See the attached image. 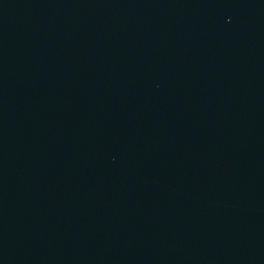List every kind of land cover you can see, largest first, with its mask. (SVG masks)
Segmentation results:
<instances>
[{
  "label": "water",
  "instance_id": "water-1",
  "mask_svg": "<svg viewBox=\"0 0 264 264\" xmlns=\"http://www.w3.org/2000/svg\"><path fill=\"white\" fill-rule=\"evenodd\" d=\"M0 264H264V0H0Z\"/></svg>",
  "mask_w": 264,
  "mask_h": 264
}]
</instances>
